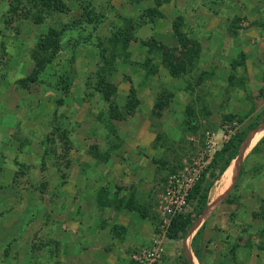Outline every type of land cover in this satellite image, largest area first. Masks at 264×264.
Listing matches in <instances>:
<instances>
[{"label":"rangeland","instance_id":"obj_1","mask_svg":"<svg viewBox=\"0 0 264 264\" xmlns=\"http://www.w3.org/2000/svg\"><path fill=\"white\" fill-rule=\"evenodd\" d=\"M61 1L56 8L46 0H0V251L14 249L17 263L30 248L21 264H54L49 247L61 223L50 219L68 210L66 169H136L137 179L151 169L150 202L134 206L131 196L126 208L150 219L152 231L140 241L117 225L115 236L130 245L118 259L264 264V33L252 29L264 30V0L255 3L257 20L234 15L217 32L226 40L220 47L202 25L206 9L218 1L239 9L240 0ZM174 20L187 46L199 49L176 76L162 62L183 59ZM50 29L60 47L38 67V43ZM251 125L231 160L234 173V163L220 172L215 153ZM209 182L203 214L177 243L173 222L192 210V190Z\"/></svg>","mask_w":264,"mask_h":264},{"label":"crops","instance_id":"obj_2","mask_svg":"<svg viewBox=\"0 0 264 264\" xmlns=\"http://www.w3.org/2000/svg\"><path fill=\"white\" fill-rule=\"evenodd\" d=\"M259 1L240 0L239 9H231L218 1L217 7L206 9L209 16L202 25L212 31L214 45L220 47L225 44L224 38H217L219 35L217 32L225 26L229 27L234 15L245 17L250 22L259 18L260 13L255 11V3H259ZM263 15L264 13L261 14V17ZM254 26L252 29H257L259 35L264 33L259 24L255 23ZM241 30L243 32V29ZM240 37L243 38V35ZM199 41L202 45L203 41L201 39ZM246 43L240 41L239 44L245 46ZM242 51L246 56L244 63L247 64L248 49L244 47ZM140 100L141 106L142 99L140 98ZM150 107L152 106L150 105ZM126 137L124 136L125 140ZM129 151V147L123 149L124 153ZM110 158L104 161H106L105 165L112 168L113 164L109 165L111 163ZM135 171L136 169H66L68 177L62 188L65 191L64 196L68 203V210L64 215L55 214L50 219V221L54 220V222L61 224L57 229L55 227L57 230L55 236H51L53 239L49 248L53 257H50L48 262L54 264H126L123 260H126L127 257L121 255L122 257L118 259L115 255L119 252L127 256L130 245L127 241L115 236V227L117 225L123 226L126 234L132 232L140 241L143 240L146 233L152 231L150 219L136 215V210L126 208L131 196L134 206H141L147 201L150 202V197L147 194H149L152 186V171L149 169V172L146 173L145 169L141 170L137 175L145 176L143 179L134 178ZM140 191L145 192L143 199L139 196ZM114 199H119V203H114ZM104 238H107L110 243L106 244L103 241ZM118 247L120 250L117 249ZM7 249L4 248L0 251L3 255V264H21L20 260L26 259V256L31 253L30 248L23 249V251L18 248L17 251L23 253L16 263L12 261L10 254H17V252L14 249ZM37 252L42 253L43 250H37ZM5 254H7L6 257ZM27 261L28 264H45L44 260L43 262H35L34 259Z\"/></svg>","mask_w":264,"mask_h":264},{"label":"trees","instance_id":"obj_3","mask_svg":"<svg viewBox=\"0 0 264 264\" xmlns=\"http://www.w3.org/2000/svg\"><path fill=\"white\" fill-rule=\"evenodd\" d=\"M49 6H62V1H53V0H46ZM169 1V0H164ZM58 4V5H57ZM156 14H160L156 9L154 10ZM177 20L180 21L178 18ZM177 20L172 22V30L177 35L178 40L181 46H184L185 51L183 53V59L178 61L177 63L173 62L168 56L164 57L162 62L164 66L168 69L169 73L173 76L179 75L183 73L187 69V65L192 63L193 59L197 56L199 49L193 46H187L186 39L184 35L181 33L180 25L181 23ZM60 47V36L58 31L55 29H50L47 35L38 43V49L40 58L37 62L38 67H41L45 62H51L54 55L58 52ZM133 90V89H132ZM131 91V90H130ZM132 99L133 97V91ZM254 128V125L248 126L247 128L236 131L233 135H231L226 143L222 146V148L217 151L214 155V163L221 162L220 165V172H223L227 166L231 163V160L236 157L239 152L240 145L244 141L248 131ZM264 136L262 137V139ZM256 145L253 146V148ZM251 149V151L253 150ZM231 168V167H230ZM241 173V171H240ZM212 186V182L207 183L205 186H197L195 187L192 192L190 193V197L195 199V203L192 207V210L186 214L180 215L172 224L170 228V237L176 241L177 243L183 242L184 238L186 237L190 227L194 223V221L202 214L204 209L207 206L208 202V190ZM201 227L197 230L196 234L193 236V240L196 239L197 235L200 232ZM192 240V241H193Z\"/></svg>","mask_w":264,"mask_h":264},{"label":"bare ground","instance_id":"obj_4","mask_svg":"<svg viewBox=\"0 0 264 264\" xmlns=\"http://www.w3.org/2000/svg\"><path fill=\"white\" fill-rule=\"evenodd\" d=\"M242 153H244V152H242ZM232 163H234V161H233V162L231 161V163H230L229 165H231ZM235 168H236V165H235V163H234V165L231 167V171H232V173H234ZM206 212H208V210H206ZM194 225H195V224H194ZM194 225H192V227H193Z\"/></svg>","mask_w":264,"mask_h":264},{"label":"built area","instance_id":"obj_5","mask_svg":"<svg viewBox=\"0 0 264 264\" xmlns=\"http://www.w3.org/2000/svg\"><path fill=\"white\" fill-rule=\"evenodd\" d=\"M148 255L150 256L151 260H155L157 258V255L154 253H149Z\"/></svg>","mask_w":264,"mask_h":264},{"label":"water","instance_id":"obj_6","mask_svg":"<svg viewBox=\"0 0 264 264\" xmlns=\"http://www.w3.org/2000/svg\"><path fill=\"white\" fill-rule=\"evenodd\" d=\"M263 123H264V122H263ZM242 143H243V142H242ZM240 146H241V145H240ZM239 149H240V148H239ZM238 154H239V153H238ZM238 154H237V155H238ZM227 168H228V167H227ZM203 212H204V211H203ZM202 214H203V213H202Z\"/></svg>","mask_w":264,"mask_h":264}]
</instances>
